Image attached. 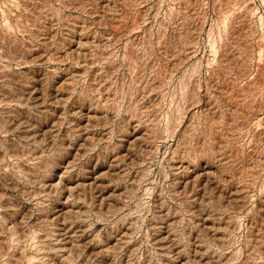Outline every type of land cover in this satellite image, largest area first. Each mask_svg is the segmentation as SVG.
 Segmentation results:
<instances>
[{"label": "rangeland", "instance_id": "rangeland-1", "mask_svg": "<svg viewBox=\"0 0 264 264\" xmlns=\"http://www.w3.org/2000/svg\"><path fill=\"white\" fill-rule=\"evenodd\" d=\"M0 264H264V0H0Z\"/></svg>", "mask_w": 264, "mask_h": 264}, {"label": "bare ground", "instance_id": "bare-ground-1", "mask_svg": "<svg viewBox=\"0 0 264 264\" xmlns=\"http://www.w3.org/2000/svg\"><path fill=\"white\" fill-rule=\"evenodd\" d=\"M89 117V116H88ZM87 118V117H86ZM161 238V237H160ZM57 240V239H56ZM66 241V240H65ZM166 247V246H165ZM165 255V254H164Z\"/></svg>", "mask_w": 264, "mask_h": 264}]
</instances>
